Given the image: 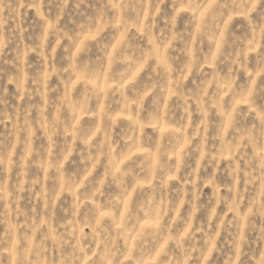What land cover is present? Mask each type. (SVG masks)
Here are the masks:
<instances>
[{
    "label": "clouds",
    "instance_id": "9594fccd",
    "mask_svg": "<svg viewBox=\"0 0 264 264\" xmlns=\"http://www.w3.org/2000/svg\"><path fill=\"white\" fill-rule=\"evenodd\" d=\"M0 264H264V0H0Z\"/></svg>",
    "mask_w": 264,
    "mask_h": 264
}]
</instances>
